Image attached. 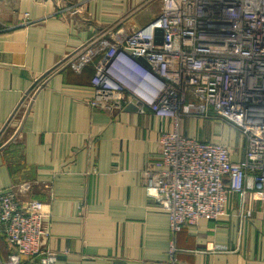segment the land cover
Returning <instances> with one entry per match:
<instances>
[{
  "label": "crops",
  "instance_id": "0c3cea01",
  "mask_svg": "<svg viewBox=\"0 0 264 264\" xmlns=\"http://www.w3.org/2000/svg\"><path fill=\"white\" fill-rule=\"evenodd\" d=\"M162 10L163 0H0V131L34 80L69 63L45 76L15 117L19 141L0 151V191L45 204L41 247L55 264H167L171 245L183 264H264L262 193H230L217 220L172 232L168 212L146 196L143 173L160 160L159 138L173 122L150 109L108 114L87 104L96 63L80 65L87 45L115 25L140 29ZM202 122L185 120L179 131L244 160L239 133L210 121L196 133ZM13 253L0 235V264Z\"/></svg>",
  "mask_w": 264,
  "mask_h": 264
},
{
  "label": "built area",
  "instance_id": "2783aa9c",
  "mask_svg": "<svg viewBox=\"0 0 264 264\" xmlns=\"http://www.w3.org/2000/svg\"><path fill=\"white\" fill-rule=\"evenodd\" d=\"M87 46L80 65L96 59L88 106L114 114L132 105L173 122L174 130L159 138L160 160L143 173L146 196L168 212L172 232L202 218L217 220L230 193L264 195V0H163L146 26H112ZM68 64L65 59L34 80L0 131V151L19 141L15 117L26 114L45 76ZM185 120L229 126L243 139L244 160L233 162L221 143L182 134ZM44 207L0 191V235L16 249L1 264H21L23 257L55 264L41 247L48 234ZM174 252L171 245L167 264H183Z\"/></svg>",
  "mask_w": 264,
  "mask_h": 264
},
{
  "label": "water",
  "instance_id": "95a60500",
  "mask_svg": "<svg viewBox=\"0 0 264 264\" xmlns=\"http://www.w3.org/2000/svg\"><path fill=\"white\" fill-rule=\"evenodd\" d=\"M162 35L163 32L161 30H157L155 33L154 43L156 45H160L162 43ZM140 62L147 67L146 63L143 60H140ZM125 110L127 111H136V108L132 105L128 106Z\"/></svg>",
  "mask_w": 264,
  "mask_h": 264
},
{
  "label": "rangeland",
  "instance_id": "374dc122",
  "mask_svg": "<svg viewBox=\"0 0 264 264\" xmlns=\"http://www.w3.org/2000/svg\"><path fill=\"white\" fill-rule=\"evenodd\" d=\"M192 122H193V120H192ZM202 123H205V124L202 125L198 130H197V128H198L199 126H196V129H195L196 133H201V134H203V133H207V132H208V128L211 127L210 124L207 123L206 121H205V122L203 121ZM207 126H208V128H207ZM220 127H221V126H220Z\"/></svg>",
  "mask_w": 264,
  "mask_h": 264
}]
</instances>
